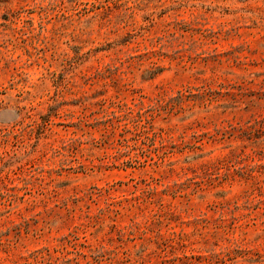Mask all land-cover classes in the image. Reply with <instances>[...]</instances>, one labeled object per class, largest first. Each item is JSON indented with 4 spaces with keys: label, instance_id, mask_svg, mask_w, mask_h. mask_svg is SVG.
I'll return each mask as SVG.
<instances>
[{
    "label": "rangeland",
    "instance_id": "rangeland-1",
    "mask_svg": "<svg viewBox=\"0 0 264 264\" xmlns=\"http://www.w3.org/2000/svg\"><path fill=\"white\" fill-rule=\"evenodd\" d=\"M0 264H264V0H0Z\"/></svg>",
    "mask_w": 264,
    "mask_h": 264
}]
</instances>
